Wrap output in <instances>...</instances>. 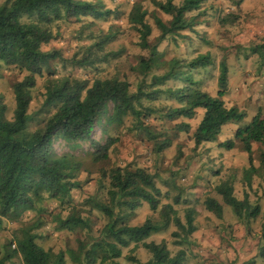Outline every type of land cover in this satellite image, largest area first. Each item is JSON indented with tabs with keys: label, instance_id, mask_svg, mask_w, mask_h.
<instances>
[{
	"label": "trees",
	"instance_id": "obj_1",
	"mask_svg": "<svg viewBox=\"0 0 264 264\" xmlns=\"http://www.w3.org/2000/svg\"><path fill=\"white\" fill-rule=\"evenodd\" d=\"M100 1H0V78L3 66L22 74V78L12 85L14 108L11 118L6 116L7 105L0 94V228L3 219L18 221L26 211L36 210V203L45 198L57 199L60 203L70 201L72 190L81 188L86 182L77 178L83 162L70 152H55V139L64 140L71 147L90 142L93 147L90 152L92 160L101 162L109 158L110 147L117 141V138L109 137L101 143L91 138L94 126L98 123L103 126L102 119L104 124L119 125L126 116L132 115L137 122L134 128L145 132L146 139L152 142V150L159 154L171 145L172 140L169 137L159 138L163 132H155L151 125L144 123L155 112L159 113L158 118L168 120L192 119L197 115L198 109L202 108L203 114L192 133L195 147L208 141H217L225 123L230 120L239 123L245 116L237 107H227L222 99L228 74L225 60L219 65L216 95L201 89L200 83L183 71L185 68L182 67L194 69L208 65L211 62L209 53L197 55L186 62L185 66H181L179 58L172 57L165 63L167 69L161 74L152 73L148 84L143 79L135 91L131 90L128 79L119 75L94 76L92 79L87 76L72 78L70 71L59 75L56 63H61L62 67L70 64L72 68L97 70V62L108 59L109 54L102 58H91L90 47L81 57L74 54L68 59L62 55L61 49L43 48L56 37L52 31L53 24L63 20L65 11L73 9L77 15H92L96 18L109 15L112 10L101 8ZM149 1L154 8L170 16L168 21L160 16H153L160 31L157 37V43H160L170 36L176 39L181 31L193 29L197 24L198 14L189 13L199 10L204 0H181L180 3L175 0ZM147 14L142 0L134 1L129 22L138 32L139 45L148 49V55L140 56L136 67L144 76L154 67L161 66L158 44H150L148 41L152 27L146 20ZM221 21L233 22L227 16ZM103 44L95 42L93 46L101 47ZM111 55L114 58L119 53ZM38 77H44L39 95L43 99L45 118L42 126L30 131L31 115L28 110ZM171 80H179L182 84L165 87ZM161 96L176 101L177 105L156 110L143 102H152ZM175 127L178 131L189 132L191 126L183 120ZM235 140L242 143L248 155L249 165L242 168V175L246 185L251 186L252 177L258 172L253 164L252 143L264 144V116L261 109L249 123L237 126L234 138L218 142L217 145L232 149ZM260 163L264 164V151L260 152ZM98 182L96 195L88 196L85 202L90 204L89 211H99L105 222L97 239L94 238L91 243L79 242L78 253L67 249L66 252L74 261L79 264L83 260L85 264L97 261L100 264H119L114 259L122 256L121 248L133 243L130 250L134 251L142 246L148 253V258L142 261L132 251L126 258L133 264H182L185 258L183 249L173 254L166 240L157 241L151 236L166 230L173 223L184 232L181 237L177 231L171 232L172 236L179 237L176 243L188 241L187 237L197 229L194 208H186L183 223L178 209L174 207V203L179 202V196H176L173 202L161 205L159 220L150 216L140 224H130L136 209L145 204H148L150 210L157 211L161 190L156 186L155 174L148 168L133 163L114 164L101 170ZM215 189L223 203L232 208L238 220L245 223L246 227L260 214V205L252 203L246 192L242 199L235 196L231 178L217 184ZM204 204L208 211L222 220L223 204L216 197L206 196ZM55 222L60 229L90 227L89 218L76 214L74 210L66 217L57 216ZM41 226L42 222L38 219L35 224L21 228V236H15V248L0 257V264H15L12 262L15 254H20L21 264H65V251L54 252L39 243L41 234L33 229ZM227 227H230L232 234L231 222H225L220 229V238L223 240L222 237H227L233 242L235 237L225 233ZM260 237L264 238V221ZM257 255L264 257V246L258 245Z\"/></svg>",
	"mask_w": 264,
	"mask_h": 264
},
{
	"label": "rangeland",
	"instance_id": "obj_2",
	"mask_svg": "<svg viewBox=\"0 0 264 264\" xmlns=\"http://www.w3.org/2000/svg\"><path fill=\"white\" fill-rule=\"evenodd\" d=\"M134 1L136 0H101V8L111 9L112 12L106 17L100 18L92 15H77L73 9L65 11L63 20L53 24L52 31L56 37L43 48L46 50L61 49L62 55L67 59L73 57L74 54L81 57L89 47L91 58H102L104 55H109L106 61L97 62V70L72 68L70 64L62 67L61 63H56L58 74L64 75L70 71L72 78L87 76L91 79L94 76L119 75L128 79L131 90L135 91L143 79H145V84H148L152 73L161 74L167 69L165 63L172 57L179 58L181 66H185L186 62L197 55L209 53L211 62L208 65L194 69L182 67L185 68L183 71L198 81L201 89L216 95L219 65L222 60H225L228 64V74L226 90L222 99L227 107L233 106L237 107L239 111H243L245 113L243 120L239 123L230 120L223 125L217 141H208L202 144L203 146L195 147L192 133L201 119L202 108L198 109L197 115L192 119L168 120L158 118L157 114L159 113L155 112L145 119L144 123L151 125L155 132H163L159 138L169 137L172 140L169 147L156 154L152 150V142L146 139L145 132L134 128L137 122L132 115L126 116L124 122L119 125L115 123L104 124V119H102L103 126L99 123L96 124L91 133V138L101 143H104L109 137L117 138V141L110 147L109 158L101 162L92 160L90 152L93 151V147L90 142H83L79 146L71 147L64 140L55 139L53 141L55 152L58 154L70 152L83 162L77 178L86 180V182L81 188L72 190L70 201L66 200V202L60 203L57 199L45 198L36 203V210L26 211L18 221L3 219L0 228V257L6 251L15 248V236H21V228L31 226L40 219L42 226L33 229V231L41 234L38 241L42 247L51 248L54 252L63 250L65 251V264H79L66 251L72 249L78 253L79 242L91 243L94 238L97 239L100 235L105 219L95 209L90 212V204L85 200L88 196L96 195L101 170L108 169L114 164L133 163L148 168L151 173L155 174L156 186L161 190L157 211L150 210L148 204H145L136 209L135 215L129 221L130 224H140L150 216L159 220L161 205L164 202H173L176 196H179V202L174 203V207L178 209L181 221L185 223L184 212L186 208H194L196 210L195 220L203 230L204 237H202L210 242L213 239L218 242L217 238L222 236L220 229L223 222H232L234 219H238L232 208L223 203L215 187L229 177L232 179L236 195L240 198L243 197L245 190L249 197L245 188L247 185L242 175V168L249 165L247 157L243 156L246 151L239 140H235L233 149L219 147L217 143L234 138L235 125L232 124L245 125L251 121L259 109L264 111V31H258L264 27V23L257 24L256 20V18L261 17L259 13L264 11V0H204L199 10L189 13V15L198 14L197 24L194 25L193 29L181 31L180 35L175 37L176 39L170 36L160 43H157L160 31L154 23L153 16H160L164 21H168L170 16L154 8L149 0H142L143 6L148 11L146 20L152 27L148 41L150 44H158L159 64L161 65L151 69L146 76L136 70L140 56H147L148 49L139 45L138 32L129 22V13ZM175 2L180 3L181 0H175ZM225 16L232 19L233 22H222L221 19ZM95 42H103L104 44L101 47L93 46ZM114 52L119 53V56L113 58L111 54ZM21 78L22 74H17L10 67L3 66L0 78V94L3 95V101L7 105L6 116L9 118L12 117L14 108L12 85ZM43 80L44 77H38L33 89V99L28 110L31 115L30 131L42 126L45 118L43 99L39 95ZM181 84L182 82L179 80H171L167 82L165 87H176ZM143 102L156 110L177 105L176 101L166 99L165 96H161L152 102L146 100ZM110 107L111 104H109ZM183 120L189 122L191 126L189 132L176 129L175 125ZM206 144L211 147H205ZM261 151H264V144H259L258 148L253 150V163L259 164L256 167L259 175H253L252 183L255 185L259 182L258 186H264V164L260 163ZM225 164L227 168H224ZM247 187L251 188V186ZM260 191L257 189L254 195ZM98 195L102 196V193ZM209 195L221 200L224 211L222 220L205 208L204 199ZM262 199L260 206L264 212V196ZM73 210L76 214L79 213L81 216L89 218V228L68 230L57 227L56 217H66ZM263 219L264 216L262 215L261 219L259 217L258 220L251 221L248 225L253 227L249 226L251 232L248 234L256 237L259 232L261 235ZM174 230L179 233L180 237L184 235L182 229L171 223L166 230L155 233L151 237L157 241L166 240L173 254L183 249L185 258L182 264L254 263V260L250 259L251 257L244 259L243 262L240 261L246 258L245 256L253 254L255 243L254 241L252 243L249 237L247 244H243L239 238L233 244L231 243L232 240L222 237L223 240L220 238L221 242H218L216 246L211 243L214 244L217 252L209 255L204 250L206 247H204L203 241L196 243L192 234L187 237L188 241L177 244L176 240L179 237H174L171 234ZM225 233L231 234L230 227L226 228ZM257 243L259 247L264 246V238L259 237L256 245ZM132 247L133 243L128 247H122V256L114 260L119 264H133L126 258L128 254H132L133 250H130ZM244 250L248 251L243 254L242 251ZM133 253L142 261L148 258V253L142 246H139ZM234 256L237 259H233ZM259 260L260 263L263 262L264 264L263 260ZM12 262L21 264L20 254H15L12 257ZM81 263L85 264V261L83 260ZM94 264L100 263L97 261ZM105 264L110 263L105 262Z\"/></svg>",
	"mask_w": 264,
	"mask_h": 264
},
{
	"label": "crops",
	"instance_id": "obj_3",
	"mask_svg": "<svg viewBox=\"0 0 264 264\" xmlns=\"http://www.w3.org/2000/svg\"><path fill=\"white\" fill-rule=\"evenodd\" d=\"M259 15L261 16V17H259V18H256V20H257V24H260V23H264V11L263 12H260L259 13ZM258 31H264V27L263 28H261V29H258ZM229 104H232V103H229ZM262 111V110H261ZM262 113H263V116H264V111H262ZM232 125H235V129L237 128V124H232ZM224 126H222V128H223ZM234 129V130H235ZM259 144H261V143H259V142H253L252 143V149L254 150V149H257L258 148V146H259ZM262 145V144H261ZM205 147H211V146H209V145H204ZM233 149V148H232ZM212 152H213V149H212ZM243 156L244 157H247V159H248V155H247V153H245V154H243ZM223 161V160H222ZM254 164V166L255 167H258V163H256V162H254L253 163ZM246 166H248V165H246ZM233 167H235V166H233ZM224 168H227V165L225 164L224 165ZM257 175H259V173L257 172L256 173ZM255 176V175H254ZM259 178V177H258ZM262 184H263V182H261ZM258 184H259V182H257V184H253L252 183V180H251V188H248L247 186H245V188H246V190H247V192L249 193V199L252 201V203H257V204H259V205H261V202L263 201V199H262V196H264V186H258ZM257 189H259V190H261L260 192H258V196L257 195H254L255 194V192L257 191ZM244 192H245V190H244ZM234 194H235V196L237 197V198H239V199H242L243 197H238L237 195H236V193H235V190H234ZM217 198V200L221 203V200L218 198V197H216ZM262 206H263V204H262ZM260 209H261V211H260V214L258 215V217L255 219V220H258L259 219V217H260V219H261V216L263 215L264 216V212H263V209H262V207L260 206ZM264 220V219H263ZM262 220V221H263ZM254 221V220H253ZM195 222V224H196V226H197V229L192 233V235H193V238H194V241L197 243V242H200V241H203V244L205 245L204 247H206L204 250L207 252V254H209V255H211L213 252L215 253V252H217V249H216V245H217V243L219 242H221L220 241V238H217V240H218V242L215 240V239H213L212 240V242H210V241H208L207 239L205 240L203 237V230H202V227L200 226V225H198L197 224V222H196V220L194 221ZM224 223V222H223ZM231 224H232V226H233V229H232V235L235 237L234 238V241L232 242L233 244H234V242L235 241H237V239L239 238V239H241L240 241L243 243V244H247L249 241V239L250 240H252L251 242L253 243V241H254V243H255V245H254V249H253V254L251 253V255H249V256H245L246 258H243V259H241L240 261H245L244 259H248V258H250V259H253L254 260V263L253 264H263V262L262 263H260V260L259 259H261V260H263L264 261V258H261V257H259L257 254H258V243H257V245H256V242H257V240H258V238L260 237V234H259V232L257 233V235H256V237H253L251 234H248L247 233V231H245V229L247 230L248 229V232H251V228L249 227V226H251V227H253L252 225H249V226H247L246 227V224H244L242 221H239L238 219H234V221H232L231 222ZM250 224V223H249ZM250 229V230H249ZM253 234V233H252ZM203 236V237H202ZM248 237H249V239H248ZM252 237H253V239H252ZM211 243H214L215 244V246H213L214 244H211ZM215 247V248H214ZM233 247V246H232ZM211 249H213V250H211ZM248 250H244V251H242V253L243 254H245L246 252H247ZM256 255V256H255ZM252 256H255V257H252ZM233 259H237L236 258V256H234V258ZM222 260H223V258H222Z\"/></svg>",
	"mask_w": 264,
	"mask_h": 264
}]
</instances>
